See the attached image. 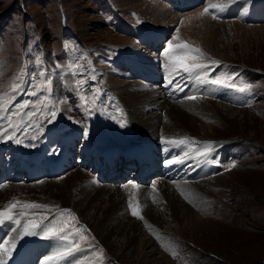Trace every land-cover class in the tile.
<instances>
[{
	"label": "rangeland",
	"instance_id": "374dc122",
	"mask_svg": "<svg viewBox=\"0 0 264 264\" xmlns=\"http://www.w3.org/2000/svg\"><path fill=\"white\" fill-rule=\"evenodd\" d=\"M154 1L164 3L167 7L168 13L162 19L153 18L148 10L141 8L144 6L142 0H0V96H3L6 108L14 109L18 105H27L13 116V124H19L23 129L26 125L21 117L27 119L26 113L37 111L42 104L52 105L53 110L59 109L57 122L50 127L46 124L50 112L46 113V118H42L45 111L41 109V115L37 116L36 122L45 125L46 130L33 149L12 141H0L3 167L11 162L21 165L23 156L20 155L25 151L30 154L31 160L41 154L37 156L39 163L46 165L44 166L46 175L28 180L21 177L18 183L23 182L21 184L37 189L53 178L54 181L43 185L62 186L64 184L62 180L68 173L76 170L74 168L76 165L96 179L97 167L92 165L91 161L104 164L105 158L101 156L103 153L106 156L107 151L116 150V153H120L122 149L131 147L132 152L137 154L140 149L133 145L140 144L139 140L140 145H143L145 132L140 130L139 123L131 119L134 115L133 102L127 96V93H136V85L146 84L150 89L142 88L146 90V94L152 93L153 88L160 90L165 99L162 105L180 103L179 106L187 117L179 118L184 126L177 127L173 133L163 131V126L157 128L158 133L153 134V143L157 148H149L145 144L147 146L145 150L154 151L160 159V161L156 159L157 172L151 175L146 185L136 183L137 180H134L132 175L123 182L98 176L99 179L102 178L100 182L106 184L110 190L115 186H118L117 189L120 191L123 190L122 193L127 196L123 201L126 216L142 224L144 234L138 236L139 239L133 242L132 246H128V239L134 236V231L114 236L116 245L109 249L95 237L88 223L72 207L51 204L43 195L37 198L14 196L6 200L0 211L9 204H16L12 212L20 219V227L29 220L39 223L42 217L47 219L43 220L41 228L36 229L37 235L20 238L19 228L15 223L6 221L0 224V245L11 248V254L15 249H12V244L23 243V240L24 242L30 240L29 244L34 246L54 242H63L65 245L71 241L78 244L81 250L70 256L71 261L67 264L263 262L264 18L261 20L260 17L252 16L257 9L258 12L260 9L264 10V0H239L242 2L240 9V2L237 4L235 2L237 0H189L188 3H183L186 5L184 8H179L174 2L176 0ZM213 3L221 4L224 8L228 4L232 5V7L228 5V9L225 8L216 18H213L216 9L210 8L206 15L204 14L225 25L220 27L215 24L208 25L210 30L206 29V32L197 34L195 43H192L185 35L186 30L182 28L183 20L178 18L179 21H176L172 14L185 15L200 10L197 16L202 17L200 13ZM137 4L140 8H135ZM223 13L225 15H222ZM208 32L212 34L210 38ZM151 33L159 36L157 44L159 47L157 49L147 44L144 52V48L140 46L146 45L145 38ZM174 37L176 39H173ZM169 41L173 44L186 43L191 49H199L203 57L195 62L209 65L206 72L208 78L214 79L219 76L235 86L229 88L200 84L195 79H190L188 74L172 73L167 65L175 64V57L184 55L186 50L174 49L175 52L170 53L173 60L169 61L163 53ZM188 55L195 56L197 53L190 52ZM212 60L218 61L219 64H210ZM38 61H42V66ZM45 69L48 71V79L51 80L50 89L47 87L48 80L38 75ZM112 76L114 78L111 80ZM153 76L157 79L150 80ZM168 81L172 83L169 84ZM129 82L134 88L124 90ZM17 85L21 86L22 90L14 92ZM177 85L183 90H175ZM241 88L244 91H240ZM32 92H37V95H31ZM190 96L196 99H188ZM202 99L213 100L220 106L218 108L210 103L204 104ZM162 105L160 104V107ZM149 107L148 110L152 111ZM189 109L191 111L187 113ZM158 110L156 113L159 117L166 115L164 109ZM2 115L3 113H0V116ZM189 118H196L200 123L212 128L207 139L189 129L187 126ZM122 121L125 127L120 126ZM164 121L168 124L167 120ZM0 126L7 129L9 124L4 120ZM85 127L89 129L87 139L83 135ZM32 134L37 133L35 130L28 133L20 131L17 136ZM166 134L169 137H165ZM71 135L74 143L70 142L66 146V140L71 139ZM161 137H165V141L184 139L185 143L168 144L162 142ZM208 142L212 143L214 150L206 158L214 168L208 170L205 178H201L207 179L206 183L191 188L184 186L185 183L193 184L201 180L196 181L199 170L194 167L195 161L190 157L192 150L197 151L198 147L203 153L204 145ZM15 147L20 149V152L15 151ZM53 149L58 150V154H51ZM165 149L172 151L168 159L189 158V164L186 165L189 170L193 169V173L188 177L186 173L184 180L180 179L173 183L166 179L162 180L170 182V185L180 183L173 186L174 190L170 189L181 192L183 196L180 198L184 200L186 207L192 210L194 207L189 199L193 196H201L200 201L207 202L205 214L200 215L207 221H199L194 229L192 225L184 227L181 224L179 232L176 231L175 225L168 217L174 210L161 215L162 225L153 223L148 218V211L144 213L147 204L152 205L150 208L155 211L163 210V202L152 189V184L162 181L161 177L171 166H163L165 161L163 155L167 153ZM163 151L165 152L161 155ZM62 156H66L73 166L67 170L60 168L50 173L52 162ZM130 161L135 162L133 158ZM139 169L140 166L134 163L129 167L128 173L132 174ZM23 174L21 173L22 176ZM43 178L46 179L40 182ZM7 181L11 183H7L6 179L0 181V189L5 185H21L14 184L12 178ZM133 184L140 189H133ZM129 202L137 209L136 216L132 215ZM25 203L47 207L25 209L23 208ZM64 209L75 214L76 219L73 220L66 214L61 216L60 213ZM21 212H24L23 216L19 215ZM60 221L63 223H59ZM44 225L65 227L67 229L65 234L69 236V240L43 238ZM13 228H17V231L14 232ZM8 233L9 236L4 241ZM143 238L154 243L155 253L148 259H142L143 251L140 252ZM64 245L56 247L52 253L48 251L46 257L61 250ZM10 256L0 253V258L3 257L4 261H8ZM51 261L58 264L56 260Z\"/></svg>",
	"mask_w": 264,
	"mask_h": 264
},
{
	"label": "bare ground",
	"instance_id": "6f19581e",
	"mask_svg": "<svg viewBox=\"0 0 264 264\" xmlns=\"http://www.w3.org/2000/svg\"><path fill=\"white\" fill-rule=\"evenodd\" d=\"M188 1L189 0H176L177 3L179 2L178 5H180V7H182L183 3L185 2L188 3ZM142 2L144 6L141 8L148 10L153 15V18L155 19H162L163 17H165L164 15L168 13L167 7L166 5H164V3L161 4V2H158V1L155 2L154 0H142ZM228 5H226L225 8L228 9ZM229 7H232V5H229ZM135 8H140V5L137 4ZM199 11L200 10H194L192 12H188V14H185V15H180L176 13L172 14L173 17H175L176 21L178 20V18L183 20L182 28L186 30L185 35L188 38H190L192 43H195L194 40L197 38L196 36L197 34L204 33L207 30H210L208 25L214 26L215 24L219 27L220 25H225V23H221L220 21L219 22L215 21L212 18L205 16L206 14L203 15L202 17L197 16ZM262 11L264 10L260 9L259 13L261 15L259 14V15H256L255 17L264 18V12ZM227 23H230V22H227ZM231 23L239 24L238 22H233V21H231ZM207 34L209 38L210 36H212L210 32H208ZM145 42H146V45L142 44L140 46L144 48L143 49L144 52L147 48V44L153 47L158 44L152 40V37L145 38ZM136 50H139V49H136ZM113 78L114 77L112 76L111 80ZM130 84L131 82H129L128 87H126V89L124 90H129V88H134V87H131L132 85ZM141 85L142 86H138V85L135 86V89H137L136 93L129 94L126 92L127 96H129V99L133 102L132 108L134 111L133 112L134 115L131 117V119L134 120L135 123H139L140 130L145 132L143 134L144 135L143 145H140L141 144L140 140H139L140 144L135 143L133 145L137 147L138 149H140V151L137 154H134L132 152L131 147L122 149L124 152L121 151L120 153H116V150L107 151L106 156L104 155V153L103 155H101L105 158L104 164L94 163V161H91L92 165H95V167H97L96 169L94 168L95 171L97 172L96 179L93 178V175H89L84 170L82 171L81 169L77 168L79 166L76 165L74 167L76 168V170L68 173L65 179L62 180L64 181V184L62 186H57V187L52 186L51 187L49 185H45V186L43 185L44 183H50L54 181V179L52 178V180L46 181L43 184H41V186L37 189H32L29 186L21 184L23 182L18 183V180L21 179V177L22 179L26 178V180H28L29 178L31 179L36 176L46 175V172L44 173V166L46 165H41L39 163V158H37V156L39 157V155L41 156V154L36 155V157H33L31 160L30 154L25 151L23 155L22 154L20 155V156H23V158L21 159V162H22L21 165L11 162L7 164V169L5 170L3 169V165H2L3 163L1 164L2 161L0 158V178L5 179V177H8L10 175L14 184H17V183L21 184V185H5L4 188L0 189V207L6 202V200L10 199L11 197L13 198L14 196H20V197L21 196L22 197L23 196L25 197L34 196L35 198H37L38 196L43 195L46 197V200L51 204L57 203L60 205V207L70 206L74 210H76L78 215H80L83 218V220L88 223L89 228L92 230L95 237L98 240L102 241L109 249H111L113 246L116 245V240L114 239V236L121 235L122 233H131L132 231H134L135 233L134 236H132V238L130 236L131 239L130 238L128 239V246H132V243L139 239L138 236L144 234L143 232L144 230L142 231L143 229L141 226L142 224L140 225L139 223L134 221L132 218L130 219L129 217L126 216V212H125L126 210L123 209V201L127 199L126 198L127 196H125L126 194L124 192L122 193L123 190L120 191L119 189H117L118 186H115L113 190H110V188L106 186V184H103L102 182H100V179L102 178L115 179L114 178L115 176L116 178H118V180L121 181L122 179L120 177V173H122V176L128 175L127 173L128 167L131 164L130 159L133 158L136 161V165L140 166V169L133 172L134 174L133 173L132 174L134 175L135 178H137V181H139V183L146 185V183L148 182V178L150 177L151 179V175L157 172L158 165L156 163V159H159V156L154 151L150 152L149 150H145V148L147 147L145 144H147L149 148H153V149L157 148V145L153 143L154 142L153 134L158 133L157 128H160L163 126L162 128L163 131H166L167 133H171V132L173 133L174 131L177 130V127L184 126L179 118H182V117L187 118L185 117V113L182 107L179 106L180 103L162 105L165 103L164 102L165 99L160 90L158 91L155 88H153L152 93L146 94L147 93L145 92L146 90H143L142 88L143 87L148 88V86H146V84L144 83ZM148 90L150 89L148 88ZM148 101H152V102L149 103ZM201 101H203L204 104L210 103V105L214 107L219 108L220 106L219 104H217L216 102L214 103L213 100H210V99H206V100L202 99ZM160 104L162 105L161 106L162 108L160 107ZM148 105H150V107ZM148 107L151 108L152 111H149ZM159 108L160 110L164 109V113L166 114L164 117L163 116L159 117L157 115L156 111ZM191 109H189L187 113H189ZM145 110H148V111L145 112ZM164 120H167L168 124ZM187 120H188L187 126L189 127V129H192V131L196 135L203 137L204 139L208 138L207 136L211 133V129H212L210 128L209 125H206L205 123H200L196 118H191V119L189 118ZM164 136L169 137L167 136V134ZM70 137L71 139L68 138L66 140V146L70 142H73L72 141L73 135H71ZM124 144L126 145V143ZM31 148L33 149V147ZM15 149H16L15 151L20 152V149L16 147ZM166 151H167L166 155L164 154L165 151L161 152V155L163 154L165 155V156L163 155V158L165 159V161L172 155V151L170 149ZM192 151L193 153L190 159L195 161L194 167L199 170L197 174L198 177L196 179L197 181L203 177L205 178V174L208 172V170H213L212 168L214 167L211 165V163L207 162L208 160L207 158L198 156V153H202V150L199 149V147L197 151L194 149ZM67 152H68V149H67ZM119 156L121 158H125L126 160H120ZM179 156L180 155H178V157ZM183 157L185 156L183 155ZM184 160H185V163L173 164L170 167H168V170L166 171L165 175L161 177V180L166 179L173 183V182H177V180H180V179L184 180L185 179L184 175L186 173H187V177L188 175H191L193 173V169L189 170L188 166L186 165V164H189L190 160L189 158H184ZM117 161L119 162L118 166H117ZM165 161H164L163 166H166ZM72 166L73 164L69 163V161L67 160V157L62 156L61 158H58L52 162V165L50 166V173H52L53 171H57L60 168H64L67 170V168H70ZM21 173H24L23 176L21 175ZM114 173L116 175H114ZM98 176L99 177L101 176L102 178L99 179ZM45 179L46 178H43L42 180H40V182H42ZM166 180L157 181L153 183L155 184L156 187L155 188L152 187V189L154 190L156 195H158V198L161 200V202H163V206H162L163 210L155 211L153 210V208H150L152 205L149 206L147 204V207L145 205L144 207H146L147 209L146 211H144V213L148 211L147 212V214L149 215L148 218L152 220L153 223L157 225L158 224L162 225L163 224L162 216L164 215V213L166 211L170 213L171 210L172 211L174 210L173 214L168 217H170L171 223L175 225L176 231L179 230V227L181 226V224L184 227L192 225L193 226L192 228L194 229V227H196L195 225H197L199 221L202 222V220H204L206 222L207 221L206 218L203 219L204 217H201L200 215L205 214L206 212L205 210L207 209V206L205 205L207 204V202L200 201L201 196H197V197L193 196V198L189 199V201L194 207V209L192 210L191 208L186 207L187 205H185L184 200L182 201V199L180 198V196H183L181 192L179 193V192L171 190V189L174 190L173 186H176L177 184L170 185V182ZM205 181H207V179H201L200 181L194 182L193 184L185 183L184 186L191 188L194 186L196 187L197 185L198 187V186H201L202 183H204ZM6 182L11 183L9 181H6ZM178 185H180V183ZM137 189L139 190L140 188L137 187ZM184 190L186 191L185 188ZM161 211L163 212L161 213ZM9 233L7 234L6 238H4V241L7 240ZM29 242L30 240L26 242H24L23 240V243L15 242L16 243L15 249H14V252L11 254V256L13 255L14 256L12 258L10 256L8 258V261L6 262L7 263L9 262L12 264H15L17 262H21V263L25 262L26 264H30L36 260L35 264H41V262L45 260L48 251L52 253L56 247L64 245L63 242H54L52 244L45 243V244H38L37 246H34V245L29 244ZM153 244L154 243L151 242V240L143 238L142 244L140 247L141 248L140 252L143 251L142 259H148L149 257L153 256V254L155 253ZM8 245H10V243ZM40 255L41 257H39ZM163 256L164 255H162V257ZM70 261H71V257L68 258L66 261H62L60 264H67V263H70ZM47 264H54V263L50 260V261H47ZM93 264H97V263L93 262Z\"/></svg>",
	"mask_w": 264,
	"mask_h": 264
},
{
	"label": "snow or ice",
	"instance_id": "6c2138e0",
	"mask_svg": "<svg viewBox=\"0 0 264 264\" xmlns=\"http://www.w3.org/2000/svg\"><path fill=\"white\" fill-rule=\"evenodd\" d=\"M216 9L217 11L213 13V18H216L218 15H220L224 10V6L221 4L213 3L209 7H206L203 12L200 13V15H204L206 12L209 11V9ZM139 23V21H138ZM173 39H176L175 37ZM173 49H184L185 54L182 56L175 57L176 63H169L167 67L171 70L172 73H175L176 75H180L181 72L188 74L190 79H195L200 84H210L212 86L216 87H234V84L228 83L226 79H222L221 77L217 76L214 79H209L206 72L209 67V65L202 64L195 62L197 59L203 57V53L200 52L199 49H191L190 46L186 43L181 44H173L172 41L168 42V46L163 50V53L165 57L168 58L169 61L173 60V56L170 55ZM195 52L197 55L195 56H189L188 53ZM39 64L42 66V61H38ZM210 64H216L218 65V61H210ZM60 66H57V71H59ZM203 73V74H202ZM40 77H43L44 79L48 80L47 87L50 89L51 86V80L48 79V71L45 69L38 73ZM93 78L95 79V76L93 75ZM230 79V78H228ZM169 84L172 83V81H168ZM187 85H185L186 87ZM16 90H22V87L17 85V88L14 89V92ZM175 90L182 91L183 88H181L179 85L176 86ZM240 91H244L243 88L240 89ZM31 95L36 96L37 92H32ZM50 99V97H49ZM188 99H196L194 96L188 97ZM4 98L3 96H0V113H3L2 116H0V125H2L4 120H7L9 127L7 129L0 126V141H12L17 145L24 144L27 147H36L37 142L42 138V134L46 130V126L43 124H40L39 122H36L37 116L41 115V109L45 111V116L42 118H46V113L50 112V119H48V124H54L57 118V114L59 109L53 110L52 105H40L37 111H29L26 113L27 119H24V117H21L22 122L26 125L23 129H21L19 124H13L12 118L17 113L20 112L21 108H26L27 105H18L14 109H9L4 106ZM7 103H11V101H7ZM121 127H125V123L121 122ZM32 130H35L37 134L32 135H26L24 137H18L17 133L20 131H24L25 133H28ZM83 135L84 138L87 139L89 135V129L85 127L83 129ZM162 142L173 144V145H181L185 143L184 139H181L179 141L176 140H164V137H161ZM205 151L203 153H198V156L206 158L209 154H211L214 150V147L211 142H208L204 145ZM167 150V149H165ZM51 154H58V150L53 149ZM187 156V154H185ZM185 163L184 159L180 158H174V159H167L165 161L166 165H173V164H181ZM191 167V166H190ZM133 189L137 188L136 184L132 185ZM155 188V184L152 186ZM129 206L132 208V215L136 216L137 209L135 207H132L131 202H129ZM16 207V204H9L4 210L0 211V224H4L6 221H12L17 225V228H19V237L24 236H30V235H37L36 229L41 228V224L43 223V220L47 219V217H42L41 221L38 223L35 220H29L25 223H23L22 227L20 219L16 218V214L12 212V209ZM41 207H47V205H39L35 203H25L23 204V208L29 209V208H41ZM71 216L73 220L76 219L75 214L71 213L70 210L64 209L60 213L61 216L63 215ZM20 216L24 215V212L19 213ZM59 223H63V221H60ZM83 228V226H80ZM17 228H13V231H17ZM43 238H50V237H56L60 241H68L69 236L66 235L67 229L65 227H58V226H43ZM79 234V233H75ZM83 239V237H81ZM12 248H15V244H12ZM80 246L78 244H75L74 242H69L61 248V250L55 252L53 255L46 257L44 261L41 262V264H47V261L50 260H56L59 264V262L65 261L68 257L72 256L77 251H80ZM0 253L4 255H11V248L0 245ZM0 264H6V261H4L2 258H0Z\"/></svg>",
	"mask_w": 264,
	"mask_h": 264
},
{
	"label": "water",
	"instance_id": "95a60500",
	"mask_svg": "<svg viewBox=\"0 0 264 264\" xmlns=\"http://www.w3.org/2000/svg\"><path fill=\"white\" fill-rule=\"evenodd\" d=\"M51 118V117H50ZM57 119V118H56ZM47 124H48V122H47ZM49 125V124H48ZM51 125H53V124H51ZM50 126V125H49ZM261 264H264V260H263V262L261 263Z\"/></svg>",
	"mask_w": 264,
	"mask_h": 264
}]
</instances>
